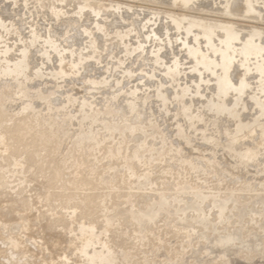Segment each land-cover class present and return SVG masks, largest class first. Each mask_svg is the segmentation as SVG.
Listing matches in <instances>:
<instances>
[{"label": "rangeland", "instance_id": "374dc122", "mask_svg": "<svg viewBox=\"0 0 264 264\" xmlns=\"http://www.w3.org/2000/svg\"><path fill=\"white\" fill-rule=\"evenodd\" d=\"M0 264H264V0H0Z\"/></svg>", "mask_w": 264, "mask_h": 264}, {"label": "bare ground", "instance_id": "6f19581e", "mask_svg": "<svg viewBox=\"0 0 264 264\" xmlns=\"http://www.w3.org/2000/svg\"><path fill=\"white\" fill-rule=\"evenodd\" d=\"M17 64H19V63H17ZM20 64H21V61H20ZM20 64H19V65H20ZM21 67H22V66H21ZM15 68H17L16 71L19 70V69H18L19 67H18V66L16 67V65H15L14 69H15ZM14 71H15V70H14ZM220 83H221V82H220ZM222 83L226 84V86L228 85V84L226 83V81H222ZM220 86H221V85H220ZM223 86H224V85H223ZM226 86H225V87H226ZM225 87H224V92H225V90H226ZM221 88H223V87H221ZM221 88H220L219 90H220L221 94H223V90H222ZM219 90H218V91H219ZM221 90H222V91H221ZM225 93H226V92H225ZM50 250H52V249H50Z\"/></svg>", "mask_w": 264, "mask_h": 264}]
</instances>
